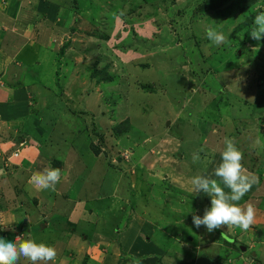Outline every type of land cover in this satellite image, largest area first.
Masks as SVG:
<instances>
[{
    "label": "rangeland",
    "instance_id": "374dc122",
    "mask_svg": "<svg viewBox=\"0 0 264 264\" xmlns=\"http://www.w3.org/2000/svg\"><path fill=\"white\" fill-rule=\"evenodd\" d=\"M236 1L0 0V16L23 19L57 59L38 57L36 72L23 52L35 78L20 81L26 114L0 119V237L54 246L48 264H264V38L248 22L264 0L247 13L230 10ZM205 25L226 42L211 43ZM11 74L0 72V93ZM225 138L258 177L239 202L255 219L208 232L193 215L211 198L191 178L219 180ZM48 167L60 182L35 190L31 176Z\"/></svg>",
    "mask_w": 264,
    "mask_h": 264
},
{
    "label": "clouds",
    "instance_id": "9594fccd",
    "mask_svg": "<svg viewBox=\"0 0 264 264\" xmlns=\"http://www.w3.org/2000/svg\"><path fill=\"white\" fill-rule=\"evenodd\" d=\"M115 15V14H114ZM119 13L117 19L123 16ZM250 31L251 38L261 40L264 38V11L258 12L253 21ZM206 38L219 46L226 42L223 32L218 31L212 25H205ZM260 144L257 139L253 147ZM222 162L214 170V176L219 180L196 175L191 178V185L195 192H203L211 198V207L205 209L203 217L193 215V224L196 228L205 226L208 232L227 226L240 227L247 230L255 219L256 209L251 202L241 205L239 202L258 183V177L247 171L242 164L243 153L237 148L234 139L225 138V147L221 152ZM200 159L198 153L193 154V162ZM61 180L60 168H44L34 173L29 184L37 191L55 190V186ZM225 188L228 191H225ZM30 237L31 233H27ZM57 251L54 246L43 242H37L32 238L17 236L15 240L0 237V264H19L21 258L30 261L31 264H48L55 261Z\"/></svg>",
    "mask_w": 264,
    "mask_h": 264
},
{
    "label": "crops",
    "instance_id": "0c3cea01",
    "mask_svg": "<svg viewBox=\"0 0 264 264\" xmlns=\"http://www.w3.org/2000/svg\"><path fill=\"white\" fill-rule=\"evenodd\" d=\"M53 8L54 7H52L51 10L46 8V12L44 10L43 11L47 16H50L49 13L53 12ZM7 9L8 8L5 9L7 16H0V20H5L4 24L0 23V72L5 71V75L3 77L6 75L8 76V73H12L11 75L13 83L12 85H2L3 89L2 93H0V119L5 122L8 120L10 121L18 119L20 115L24 117V114H26V112L23 111L19 115L16 114L19 113L17 111V107H20V104L24 105V102L28 103L27 93L24 91V85L20 84V81H22L24 78L27 81L33 80L35 78L32 77L33 79H30L29 76L31 75L27 74V68H29V66H27L26 69L24 66L25 64H29L31 61L30 58L23 55V52H26L27 48L31 49L28 52H35V58L34 60L32 59L35 61V64L31 67H35L36 72L39 70L38 68L43 69L45 60L47 61L48 56L53 55L55 67L57 60L56 54L54 53V49L52 47L53 44L48 42L47 46V41L44 38L39 41L38 38H35L33 34L28 35V27L24 26L25 24L23 23V19L14 17V15L9 13ZM22 9L20 12L21 14L24 12ZM61 12V16L64 17L66 14L64 7L62 8ZM58 14H60V11ZM60 28L61 26L59 25V29ZM46 30L47 29L45 28L44 32H46ZM48 31L53 34H57L56 31H52L50 29H48ZM45 36L49 38V35ZM16 38H18V41H16ZM42 56H44L45 60L38 58ZM22 58L25 60V62L22 61ZM53 61H47V63L51 65ZM12 65H15L17 72L15 70L14 72L10 70V66ZM42 74L44 73L42 72ZM6 87L9 88L7 89ZM5 94L7 95L5 96ZM222 231L224 230L222 229ZM220 234L221 236L225 235L223 232H220ZM253 263H255V261Z\"/></svg>",
    "mask_w": 264,
    "mask_h": 264
},
{
    "label": "trees",
    "instance_id": "16d2710c",
    "mask_svg": "<svg viewBox=\"0 0 264 264\" xmlns=\"http://www.w3.org/2000/svg\"><path fill=\"white\" fill-rule=\"evenodd\" d=\"M223 1L225 2V1H227L228 2V0H211V3L209 2V0H207V3H210V4H215V5H217L216 7H214L215 9L216 8H221L222 7V3H223ZM258 0H238V1H236L235 3H233V6L230 8V10L231 11H236V10H241V11H243V12H245V13H247L248 11H252V6L254 5V3L255 2H257ZM226 2V3H227ZM209 4V5H210ZM256 14H258V12H256V13H253V12H251V16H250V20L248 21V22H251V21H254V17H255V15ZM253 23V22H252ZM243 26H240V28H238V30L239 29H241ZM0 227H1V229H4L1 225H0Z\"/></svg>",
    "mask_w": 264,
    "mask_h": 264
},
{
    "label": "water",
    "instance_id": "95a60500",
    "mask_svg": "<svg viewBox=\"0 0 264 264\" xmlns=\"http://www.w3.org/2000/svg\"><path fill=\"white\" fill-rule=\"evenodd\" d=\"M241 250H242V252H247L248 248L245 246H241Z\"/></svg>",
    "mask_w": 264,
    "mask_h": 264
}]
</instances>
